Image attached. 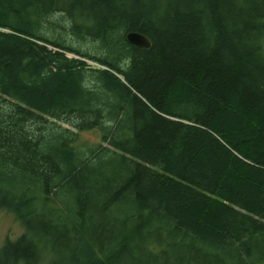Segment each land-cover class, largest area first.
<instances>
[{
  "label": "trees",
  "instance_id": "1",
  "mask_svg": "<svg viewBox=\"0 0 264 264\" xmlns=\"http://www.w3.org/2000/svg\"><path fill=\"white\" fill-rule=\"evenodd\" d=\"M0 210V264H264V0H0Z\"/></svg>",
  "mask_w": 264,
  "mask_h": 264
},
{
  "label": "rangeland",
  "instance_id": "2",
  "mask_svg": "<svg viewBox=\"0 0 264 264\" xmlns=\"http://www.w3.org/2000/svg\"><path fill=\"white\" fill-rule=\"evenodd\" d=\"M96 45L99 47L100 44L90 41L84 45H80L81 47L78 49L83 53H90L91 55L100 56L99 54L101 51L98 50L99 48L96 51L93 50V47H95ZM83 61H85L87 65H89V67L91 68H103L102 66L90 59H83ZM102 143V133L99 130L80 132L78 135L77 146L80 147L79 149H83L85 151H92L94 149L91 148L97 147ZM104 146L108 145L104 144ZM23 234V227L19 220L16 218L15 214H13L12 212L0 210V248L3 246L6 240H15Z\"/></svg>",
  "mask_w": 264,
  "mask_h": 264
},
{
  "label": "water",
  "instance_id": "3",
  "mask_svg": "<svg viewBox=\"0 0 264 264\" xmlns=\"http://www.w3.org/2000/svg\"><path fill=\"white\" fill-rule=\"evenodd\" d=\"M128 42L138 48L148 49L151 47L150 40L141 33L131 32L127 35Z\"/></svg>",
  "mask_w": 264,
  "mask_h": 264
},
{
  "label": "bare ground",
  "instance_id": "4",
  "mask_svg": "<svg viewBox=\"0 0 264 264\" xmlns=\"http://www.w3.org/2000/svg\"><path fill=\"white\" fill-rule=\"evenodd\" d=\"M133 46V45H132Z\"/></svg>",
  "mask_w": 264,
  "mask_h": 264
}]
</instances>
